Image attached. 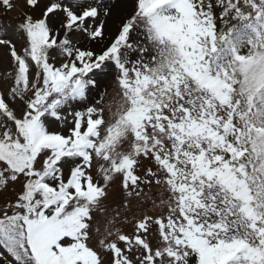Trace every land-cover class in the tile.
I'll use <instances>...</instances> for the list:
<instances>
[{"label": "snow or ice", "instance_id": "obj_1", "mask_svg": "<svg viewBox=\"0 0 264 264\" xmlns=\"http://www.w3.org/2000/svg\"><path fill=\"white\" fill-rule=\"evenodd\" d=\"M0 264H264V0H0Z\"/></svg>", "mask_w": 264, "mask_h": 264}, {"label": "rangeland", "instance_id": "obj_2", "mask_svg": "<svg viewBox=\"0 0 264 264\" xmlns=\"http://www.w3.org/2000/svg\"><path fill=\"white\" fill-rule=\"evenodd\" d=\"M10 17H7V16H5V17H0V20H8Z\"/></svg>", "mask_w": 264, "mask_h": 264}]
</instances>
